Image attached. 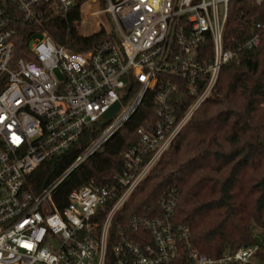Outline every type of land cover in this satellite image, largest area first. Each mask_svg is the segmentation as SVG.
I'll use <instances>...</instances> for the list:
<instances>
[{
  "label": "built area",
  "instance_id": "1",
  "mask_svg": "<svg viewBox=\"0 0 264 264\" xmlns=\"http://www.w3.org/2000/svg\"><path fill=\"white\" fill-rule=\"evenodd\" d=\"M229 1L104 0L99 8L97 0H87L79 12L87 3L97 7L90 14L107 15L112 24L109 31L101 29L104 39L93 49L69 51L41 32L30 41L33 59H16L7 5L29 22L41 15L42 5L65 13L73 2L0 0V264H264L255 259L256 245L216 256L197 250L188 225L174 219L173 185L164 188L155 207L132 213L126 225L113 223L209 95L221 67L239 50L258 46L262 23L237 47L223 42ZM206 37L208 58L200 48ZM130 83L135 90L129 95ZM148 90L156 101L155 118L138 126L136 141L121 150L123 165L114 180L72 188L58 208L53 188L121 125ZM115 100L119 105L100 134L35 194L28 175L72 145Z\"/></svg>",
  "mask_w": 264,
  "mask_h": 264
},
{
  "label": "trees",
  "instance_id": "2",
  "mask_svg": "<svg viewBox=\"0 0 264 264\" xmlns=\"http://www.w3.org/2000/svg\"><path fill=\"white\" fill-rule=\"evenodd\" d=\"M84 1L72 0V8L65 13L42 5L41 15L29 22L8 4L15 30L14 58L33 59L30 41L41 32L69 51L93 49L104 39L103 31L83 36L75 30L82 23L79 7ZM97 1L104 5V0ZM255 23L264 24V2L230 0L223 42L237 47ZM201 47L208 58L207 37ZM127 89L130 95L135 85L130 83ZM155 102L153 91H146L121 125L57 183L51 196L58 208L70 189L114 180L123 165L121 150L136 141L138 126L155 118ZM184 104H179L181 109ZM105 125L101 120L91 122L66 150L40 162L28 175L30 189L38 194L50 184ZM168 185L178 189L174 219L188 225L189 241L197 250L216 256L224 249L251 244L256 245L255 259L264 263V30L257 47L239 50L221 67L209 95L132 191L113 223L126 225L132 213L146 205L155 207Z\"/></svg>",
  "mask_w": 264,
  "mask_h": 264
},
{
  "label": "rangeland",
  "instance_id": "3",
  "mask_svg": "<svg viewBox=\"0 0 264 264\" xmlns=\"http://www.w3.org/2000/svg\"><path fill=\"white\" fill-rule=\"evenodd\" d=\"M103 6H99L98 4L99 8H102ZM96 8L97 7L95 6L90 7V5H88L87 3L86 4L84 3L83 5H81L79 19L82 18V23L79 26V31H78V28L74 25L77 34L88 35V34H92L93 32H97L98 30L96 28L98 27V21L100 22L99 24L100 29L102 30L106 29L107 31H109V29L112 28L111 21L109 20V17L107 15L89 13V11L96 10ZM123 109H124V104L120 106V108L118 109V113H120Z\"/></svg>",
  "mask_w": 264,
  "mask_h": 264
},
{
  "label": "water",
  "instance_id": "4",
  "mask_svg": "<svg viewBox=\"0 0 264 264\" xmlns=\"http://www.w3.org/2000/svg\"><path fill=\"white\" fill-rule=\"evenodd\" d=\"M119 105V102L117 100H115L113 103H111L106 110H104L101 115H100V119L103 122H108L111 118V116L113 115V113L115 112V110L117 109Z\"/></svg>",
  "mask_w": 264,
  "mask_h": 264
},
{
  "label": "bare ground",
  "instance_id": "5",
  "mask_svg": "<svg viewBox=\"0 0 264 264\" xmlns=\"http://www.w3.org/2000/svg\"><path fill=\"white\" fill-rule=\"evenodd\" d=\"M82 19V18H81ZM98 26H99V24H98ZM98 31H101V29H99Z\"/></svg>",
  "mask_w": 264,
  "mask_h": 264
}]
</instances>
